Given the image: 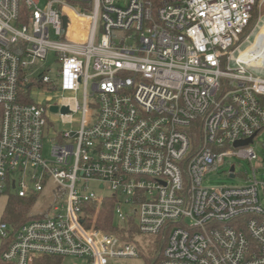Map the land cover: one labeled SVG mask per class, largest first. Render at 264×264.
Instances as JSON below:
<instances>
[{
	"label": "built area",
	"instance_id": "built-area-1",
	"mask_svg": "<svg viewBox=\"0 0 264 264\" xmlns=\"http://www.w3.org/2000/svg\"><path fill=\"white\" fill-rule=\"evenodd\" d=\"M255 5L0 0V195L32 202L25 223L0 218L3 262L124 264L139 259L136 238L145 235L163 245L154 264H264L258 169L244 185H203L226 158L261 162L264 63L234 56L254 32L250 47L264 57V21L245 35ZM49 53L59 64L52 76ZM35 85L81 91L82 106L74 97L22 101L20 89ZM48 112L64 129L52 130ZM105 200L120 235L95 227Z\"/></svg>",
	"mask_w": 264,
	"mask_h": 264
},
{
	"label": "rangeland",
	"instance_id": "rangeland-1",
	"mask_svg": "<svg viewBox=\"0 0 264 264\" xmlns=\"http://www.w3.org/2000/svg\"><path fill=\"white\" fill-rule=\"evenodd\" d=\"M128 0H116L117 5L120 7H124ZM260 20L264 21V0H261L258 4L257 10H256V18L254 19V24L248 30L245 32V35H248L250 31L259 24ZM264 28V27H263ZM257 30V29H256ZM255 30V31H256ZM84 29H81L80 32H84ZM263 32V29H262ZM255 37V33L250 35V39L248 41L242 39L240 46L237 48L235 55L237 56L239 54H242L246 56V49L250 47ZM259 48L255 46V49ZM253 59H257L258 56L254 55L252 57ZM250 60V59H249ZM252 60V59H251ZM256 64V62H255ZM45 66L50 69L49 75L52 76L55 74L56 70L59 67V64L56 62V58L53 53H49L48 58L45 62ZM257 73H262L260 71H255ZM28 99L34 104H41L44 106L52 105V104H58L61 100V98H68V97H74L76 98L79 106H82V92L79 93H69L61 91H47L45 86H38L35 85L29 89L28 92ZM90 112V111H89ZM81 110L77 111L75 114L72 115V127H75L78 123L81 121ZM48 122L50 121L53 125L52 130H62L64 129V125L62 124L60 117L58 114H51L50 112L46 115ZM264 141V132H262L260 135L256 138L255 143V149L258 154V156L261 158V162H253L250 164L248 161L239 159L236 157H230L225 159V163L221 166L213 169L210 171L206 177L203 185L205 187H217L219 185H244L246 183V179L252 177L251 173V167L257 168V180L264 181V149H262L260 143ZM53 140L50 142L45 143L44 145V151L45 156L49 155L50 147L53 144ZM233 166L235 168V178H229V170ZM8 195L3 194L0 195V218L3 216L5 208L7 206L8 202ZM43 201L45 200V196L42 197ZM32 208V207H31ZM31 212V209H30ZM29 212V213H30ZM105 231V230H104ZM110 232V231H108ZM136 245L139 249V259L136 260H125L123 261L124 264H144V262L149 259L153 258L157 255L160 243L157 238L153 236H145L141 235L136 238ZM61 264H83V262L77 258L68 257L65 259H62Z\"/></svg>",
	"mask_w": 264,
	"mask_h": 264
},
{
	"label": "trees",
	"instance_id": "trees-1",
	"mask_svg": "<svg viewBox=\"0 0 264 264\" xmlns=\"http://www.w3.org/2000/svg\"><path fill=\"white\" fill-rule=\"evenodd\" d=\"M260 1L261 0H256V5L254 7V10L252 13V18L250 20L248 28L249 27L251 28L254 24V19L256 18V10H257V7H258V4ZM248 28H247V30H248ZM250 48H252V47H250ZM259 52L261 54V51H259ZM19 92H20L19 94H20V97L22 98V101H24L26 103L29 102V99H28L29 90L22 87ZM31 207H32L31 201H24V200L15 198V197H10L8 199L7 206L5 208L2 219L7 223L12 224L13 226H18L20 224H23L32 218L30 213H29ZM95 227L98 229H101V230L110 231V232L118 234V235H120V233H122V231L119 230V228L117 226V222L115 221V219L113 217V201L112 200H105L103 202V204H102V206H101V208H100V210L96 216ZM131 229H134V231H135L134 227H132ZM132 233H133V230H132ZM132 237L133 236H129L128 238H126L127 241H133ZM162 247H163V245L161 244L159 246V250H158L157 255L153 258L147 259L144 263L145 264H154L156 257L161 252ZM0 253H1V248H0ZM61 261H62L61 258L46 256V257H42V258L35 260L33 262V264H61ZM0 264H7V263L3 262L0 258Z\"/></svg>",
	"mask_w": 264,
	"mask_h": 264
},
{
	"label": "water",
	"instance_id": "water-1",
	"mask_svg": "<svg viewBox=\"0 0 264 264\" xmlns=\"http://www.w3.org/2000/svg\"><path fill=\"white\" fill-rule=\"evenodd\" d=\"M26 88H28V86H27ZM50 110H51L53 113H56V112L58 111V108H57L56 106H52V107L50 108ZM60 112H61L62 114H67V113H68V109H67L66 107H62V108L60 109ZM251 141H252V138L247 139L246 141H237V142L235 143V146L247 145V144L251 143ZM231 170H232V169H231ZM232 177H233V175H230V178H232Z\"/></svg>",
	"mask_w": 264,
	"mask_h": 264
},
{
	"label": "crops",
	"instance_id": "crops-1",
	"mask_svg": "<svg viewBox=\"0 0 264 264\" xmlns=\"http://www.w3.org/2000/svg\"><path fill=\"white\" fill-rule=\"evenodd\" d=\"M262 34H264V28H263V32H262ZM257 47V46H256ZM254 48V49H253ZM260 49H262L261 47L260 48H256L255 49V46L254 47H252V48H249L247 51H246V56H248V59H252V60H254L255 62L256 61H259L260 60V52L259 51H261ZM254 55H257L258 56V58L257 59H253L252 57L254 56ZM247 58V57H246ZM260 64V62H256V64L255 65H259Z\"/></svg>",
	"mask_w": 264,
	"mask_h": 264
},
{
	"label": "bare ground",
	"instance_id": "bare-ground-1",
	"mask_svg": "<svg viewBox=\"0 0 264 264\" xmlns=\"http://www.w3.org/2000/svg\"><path fill=\"white\" fill-rule=\"evenodd\" d=\"M262 48V47H261ZM260 60L259 61H256V62H260V64L259 65H262L263 63H264V57L260 54ZM240 59L241 60H249V59H247V58H245V56L244 55H240ZM254 61V60H253ZM254 64H255V61H254Z\"/></svg>",
	"mask_w": 264,
	"mask_h": 264
}]
</instances>
